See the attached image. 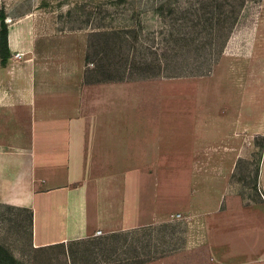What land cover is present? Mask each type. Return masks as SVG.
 <instances>
[{
	"label": "rangeland",
	"instance_id": "rangeland-1",
	"mask_svg": "<svg viewBox=\"0 0 264 264\" xmlns=\"http://www.w3.org/2000/svg\"><path fill=\"white\" fill-rule=\"evenodd\" d=\"M237 1L238 19L202 22L182 42L156 10L160 0H0L11 54L0 66V95L33 89L38 102L54 101L53 112L75 116L84 83L109 91L118 81L138 128L156 121L172 72L200 82L186 212L51 246L33 242L27 211L0 204V264H222L207 232L223 194L264 211V0Z\"/></svg>",
	"mask_w": 264,
	"mask_h": 264
},
{
	"label": "crops",
	"instance_id": "crops-1",
	"mask_svg": "<svg viewBox=\"0 0 264 264\" xmlns=\"http://www.w3.org/2000/svg\"><path fill=\"white\" fill-rule=\"evenodd\" d=\"M96 85L83 84L75 116L53 112L54 101L38 102L33 89L0 95V204L30 214L33 242L116 233L190 206L199 79H165L156 121L138 128L122 106L121 84ZM257 180L264 191L262 171ZM232 198L226 191L212 214L209 246L222 264H257L264 211Z\"/></svg>",
	"mask_w": 264,
	"mask_h": 264
},
{
	"label": "trees",
	"instance_id": "trees-1",
	"mask_svg": "<svg viewBox=\"0 0 264 264\" xmlns=\"http://www.w3.org/2000/svg\"><path fill=\"white\" fill-rule=\"evenodd\" d=\"M258 0H250L254 3ZM161 4L156 10L163 11L168 16L171 24L175 27L178 35L183 42L186 41L193 30L203 22L206 26H213L212 23L216 17H232L239 18L242 8L237 6V0H160ZM241 4L248 3V0H240ZM192 31V32H191ZM94 35L99 32H92ZM8 28L1 22L0 26V66L5 67L11 57ZM178 39L174 40L176 43ZM187 42H185L186 44ZM85 61L89 62V57H85ZM181 71L172 72L168 78H176L184 76ZM189 77H198L193 75Z\"/></svg>",
	"mask_w": 264,
	"mask_h": 264
},
{
	"label": "water",
	"instance_id": "water-1",
	"mask_svg": "<svg viewBox=\"0 0 264 264\" xmlns=\"http://www.w3.org/2000/svg\"><path fill=\"white\" fill-rule=\"evenodd\" d=\"M8 38H9V34H8Z\"/></svg>",
	"mask_w": 264,
	"mask_h": 264
}]
</instances>
